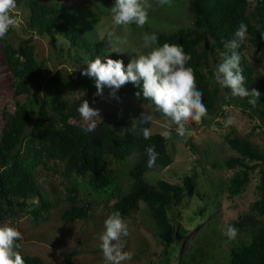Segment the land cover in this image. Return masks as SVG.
Masks as SVG:
<instances>
[{"label":"trees","instance_id":"1","mask_svg":"<svg viewBox=\"0 0 264 264\" xmlns=\"http://www.w3.org/2000/svg\"><path fill=\"white\" fill-rule=\"evenodd\" d=\"M180 1L189 3L193 16L191 25L156 29V46L178 44L191 56L187 66L193 69L197 89L203 92V101L208 109V116L202 123L209 124L224 104L240 106L264 123V74H259L245 56L246 41L264 55V39L261 38L264 34V0H257L254 5L249 0ZM16 9H24L30 31L39 36H49L54 47L58 44V37H62L71 50L83 52L90 60L96 56L122 59L116 53L105 51L103 41H91L81 28L69 25L64 10L58 6L41 0H16ZM158 20L149 17L146 27L160 24ZM241 23L247 25L248 31L237 51L241 55L244 86L260 93L255 106L247 102L248 98L226 99V96H230V89L221 88L213 75L223 62L225 53L231 54L232 50L225 48V43L235 38L234 34ZM1 46L14 80L15 109L4 112L5 123L0 135V222L26 211L31 200L38 201L30 212L36 223L49 220L55 204L40 189L38 169L50 162L58 163L63 167L65 200L69 206L62 215L63 221H86L91 218L94 202L81 204L80 200V179L88 178L84 183L88 194L102 200L115 199L110 212L119 211L123 219L136 212L141 203L145 205L155 234L163 246V256L170 263L174 241L185 239L188 233L181 223H174V216L182 218L181 213L175 215V208L177 211L185 197L193 198L196 195L197 185L193 176L185 177L182 186L163 180L151 184L145 179L149 172L163 170L172 164L167 140L161 134L151 135L150 139L145 140L140 125L126 134L118 133L108 118L94 132L86 133L85 127L74 124L80 116L77 107L82 100L65 99L58 87L59 79L45 78L44 64L37 60L32 39L14 46L4 38L1 39ZM124 64L126 66L128 63L124 61ZM45 80L53 90L50 98L46 95L36 101L20 100L24 95L30 97L32 88L41 86ZM137 91L139 89L132 83L118 90L126 98L148 102L142 95L138 99L135 96ZM222 93H225L223 98L220 97ZM142 126L150 127L148 124ZM227 143L239 155L225 160L223 164L228 169L239 168L228 187L232 196L242 194L250 182L251 173L259 170V199L252 204L256 216H241L238 222H233L232 225L239 230L236 239L228 241L224 236L221 237L224 242L218 243L226 248L224 254L212 251L214 244H211L212 238L222 235L224 224L199 231L191 243L189 254L180 259V264H264V149L237 135L227 137ZM23 145V154L7 166V158L16 154ZM150 145H155L159 153L153 168H148L146 163L145 149ZM112 162L127 169L130 183L125 191L121 186L120 174L115 172ZM213 166L218 165L213 163ZM18 243L22 246V240ZM21 249L19 251L25 264H44L41 258L26 256ZM63 255L65 264H72L78 252Z\"/></svg>","mask_w":264,"mask_h":264},{"label":"rangeland","instance_id":"2","mask_svg":"<svg viewBox=\"0 0 264 264\" xmlns=\"http://www.w3.org/2000/svg\"><path fill=\"white\" fill-rule=\"evenodd\" d=\"M43 3L53 4L64 10L69 25L81 28L91 41H103V49L112 52L113 46L118 47L125 62H129L135 55L146 54L150 48L143 46L145 33H155L157 29H170L172 26H189L193 16L189 11L187 1L170 0L169 5L158 6L157 0H147L152 5L148 9L149 17L158 18L160 24L143 28L135 24L113 27L111 7L114 0H41ZM253 5L257 0H249ZM17 26L10 29L6 39L18 46L23 40L32 39L35 46L36 57L43 62L45 78L57 77L59 88L63 97L73 101L87 99L90 106L100 109L101 120H97V127L104 121L110 119L114 129L118 133L126 134L133 130L136 123L134 118L140 113L146 112L153 119L147 123L152 135L161 134L165 128V120L161 113L155 110L151 102H140L135 99L126 98L117 92L120 101L108 99L109 90L105 88L104 98L94 96L96 88L93 80L81 76L80 71L91 61L83 55V52L71 50L70 46L62 37L56 47L51 44L49 36H39L32 33L28 27V15L24 9H15ZM158 20V21H159ZM155 28V29H154ZM115 35L109 38L108 33ZM117 38L124 43H118ZM245 56L254 66L259 74H264V55L257 52L255 48L246 41ZM0 39V135L4 126V112H13L15 109L13 76L10 73L1 48ZM154 47H157L154 45ZM115 53V52H113ZM85 92V95H83ZM53 90L47 86L46 80L41 86H34L30 97H20L22 102L36 101L42 96L51 97ZM225 93L220 96L223 98ZM53 113H50L52 115ZM235 118V123L225 126L229 116ZM74 124L86 127L80 116ZM188 132L185 136H178L172 132V139L167 140L168 152L172 156V164L165 169H158L146 174L145 179L156 184L158 181H167L175 185H183L187 176H193L196 181V195L193 198L185 197L181 206L175 208V215L181 213L182 218L174 216V223H181L188 231L186 238L175 240L173 250L169 256L170 263L163 256V246L155 234V228L151 221L146 207L143 203L139 209L130 217L124 219L128 225L129 235L122 237L125 241V251L133 254L131 261L125 264H180V259L189 254V248L193 239L199 231L210 230L220 223L224 225L238 222L241 216L255 215L252 204L259 199L258 186L260 183L259 170L252 172L250 182L245 191L232 196L228 187L230 180L239 168L228 169L223 167L224 161L239 156L230 148L227 137L237 135L250 140L260 149H264V123L249 111L243 110L240 106L224 104L220 107L215 117L209 124L189 122ZM24 151V145L19 151L7 158V166L18 159ZM213 163L218 165L213 166ZM116 173L120 174L121 186L125 191L129 186L127 169L112 162ZM63 167L58 163H47L38 169V183L41 191L55 204L49 215V220L43 223H36L31 210L37 205V200L29 201V206L24 212L9 216L5 222L16 227L22 234V253L28 256H36L44 261V264H65V256L72 251L78 255L72 259V264H104L102 251L99 247V236L104 230V221L111 214L110 207L115 199L108 201L89 195L84 189V183L88 178L80 179L81 182V204L94 202L91 210V218L86 221L62 220L63 213L69 208L65 200L64 179L62 177ZM86 190V191H85ZM33 205V206H32ZM103 209L99 212V209ZM215 237V236H213ZM218 235L212 238L214 244L212 251L216 254H224L225 247ZM214 246L216 249L213 250Z\"/></svg>","mask_w":264,"mask_h":264},{"label":"clouds","instance_id":"3","mask_svg":"<svg viewBox=\"0 0 264 264\" xmlns=\"http://www.w3.org/2000/svg\"><path fill=\"white\" fill-rule=\"evenodd\" d=\"M160 7L170 4V0H157ZM152 5L147 0H114L111 7L113 27L135 24L143 28L148 22V9ZM16 0H0V39L6 38L10 29L17 26L18 20L14 15ZM248 27L241 23L235 32V38L225 43V48L231 49V54L225 53V58L214 71V80L221 88L230 89V96L226 99L239 97L248 98L247 102L256 105L260 93L247 89L243 69L240 67L241 55L237 51L247 37ZM115 35L109 32V38ZM264 39V34L261 36ZM118 43H124L117 38ZM143 46L150 48L146 54L135 55L125 66L122 59H112L108 56L103 59L96 56L87 62L86 67L80 71L81 76L88 77L94 82L96 92L94 96L104 98V90H109L108 99L120 101L118 90L132 83L139 89L135 96L150 101L155 110L164 117L165 130L161 133L164 140L172 139L174 131L178 136H185L188 132L189 122L201 124L208 116V109L203 101V92L197 89L193 69L187 64L191 56L185 53L178 44L164 43L154 47L158 42L155 33L143 36ZM112 52L122 53L118 47L113 46ZM85 95V92H83ZM80 118L86 122L84 131L94 132L97 128V120H101L100 109L93 108L87 99L82 100L77 107ZM153 117L146 113H140L133 122L140 125L142 136L145 140L151 138L150 127L142 125L150 123ZM235 123V118L229 116L225 126ZM147 167L156 166L159 153L155 145L146 147ZM102 212L103 209H99ZM239 230L229 224L222 229V234L228 241L236 239ZM129 235L128 225L125 223L119 211L112 212L104 221V230L99 236V247L102 251L104 264H125L133 259L131 252L125 251V241L122 237ZM23 240V234L9 223L0 225V264H25L19 249Z\"/></svg>","mask_w":264,"mask_h":264}]
</instances>
